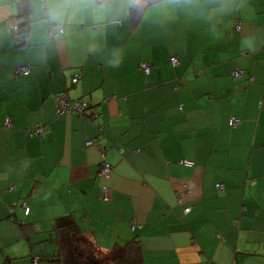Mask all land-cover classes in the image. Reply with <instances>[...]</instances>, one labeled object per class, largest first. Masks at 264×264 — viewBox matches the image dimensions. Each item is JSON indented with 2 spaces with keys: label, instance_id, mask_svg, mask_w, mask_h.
Returning a JSON list of instances; mask_svg holds the SVG:
<instances>
[{
  "label": "crops",
  "instance_id": "0c3cea01",
  "mask_svg": "<svg viewBox=\"0 0 264 264\" xmlns=\"http://www.w3.org/2000/svg\"><path fill=\"white\" fill-rule=\"evenodd\" d=\"M21 1L0 0V264H63L65 218L98 256L136 242L131 264H264V0L140 17L134 0L59 25ZM27 20L21 43L9 26ZM60 95L89 108L58 116Z\"/></svg>",
  "mask_w": 264,
  "mask_h": 264
},
{
  "label": "trees",
  "instance_id": "16d2710c",
  "mask_svg": "<svg viewBox=\"0 0 264 264\" xmlns=\"http://www.w3.org/2000/svg\"><path fill=\"white\" fill-rule=\"evenodd\" d=\"M157 0H135L133 6L130 9L131 15H136V17H140L144 9L151 5L153 2ZM20 8L22 10V14L27 15L30 11V5L28 0H22L20 3ZM28 20L25 22H22L21 24H17L19 28V33L22 37L21 43H24V39L27 35V27ZM57 28L61 29V26H57ZM28 206V205H27ZM29 208V206H28ZM23 212L25 215H28V213H25V210L23 208ZM57 225L60 226V229L62 230V236L59 239L61 250L63 251V248H65L66 254L64 253L63 258V264H114L117 262V260L114 262V259L118 256L117 253H121L122 255L120 258V263L122 261H125L128 264H131L136 261L137 258V251L139 249V246L136 242H131L130 245L126 249H122V251H118V249H115L111 253H108L103 256H98L92 245H90L84 236L81 234H78L79 231L76 229V226L74 222L68 218H65L63 220H60L57 222ZM89 244L86 249H83V246H79V244ZM76 244V245H75ZM63 245L65 247H63ZM80 247V248H79ZM55 255H49V258L54 257ZM57 257V256H56ZM9 261H6V264H8ZM60 261L53 260L51 264H60Z\"/></svg>",
  "mask_w": 264,
  "mask_h": 264
},
{
  "label": "built area",
  "instance_id": "2783aa9c",
  "mask_svg": "<svg viewBox=\"0 0 264 264\" xmlns=\"http://www.w3.org/2000/svg\"><path fill=\"white\" fill-rule=\"evenodd\" d=\"M57 29L58 28H56V30L54 32L55 34H57V32H58ZM9 30L13 34L14 38L17 41H21L22 37L19 33V28L17 25H10ZM53 31H54V29H53ZM169 61H170V64L173 66H176L179 62L176 56H171ZM140 67L145 74H147L150 70V65L148 63H140ZM14 73L15 74H28L29 69L25 66H19V67L15 68ZM242 75H243V71L240 69H236L232 72V76L235 78L242 77ZM88 108H89V105L87 103L81 102V103H77V104H71L70 102H68V100L66 99L65 96L60 95L58 98V103H57V115L58 116L70 115V114L82 115V114H84L85 110H87ZM239 123H240V121L234 117H232L229 120V125L231 127H234V126L238 125ZM4 124L6 127L12 126L11 120L8 117H6L4 119ZM46 132H47V130L42 125H32L28 128L29 135H33V136L44 137ZM86 144L90 145L91 142L89 141ZM182 162L188 166L192 165V162L188 161V160H184ZM109 172H110V165L107 163H102L100 174L107 175ZM217 187L219 189H222V190L224 188V186L222 184H217ZM22 207L24 208L25 213H28L29 208H28L26 202L22 203ZM188 210L189 209H186L185 211H188ZM135 224H136L135 221H131L130 228L132 230H133V228H135Z\"/></svg>",
  "mask_w": 264,
  "mask_h": 264
},
{
  "label": "clouds",
  "instance_id": "9594fccd",
  "mask_svg": "<svg viewBox=\"0 0 264 264\" xmlns=\"http://www.w3.org/2000/svg\"><path fill=\"white\" fill-rule=\"evenodd\" d=\"M133 2L134 0H99V2L98 0H40L46 9L41 14L56 25L62 24L84 11H91L93 14H107L114 5L120 4L126 8Z\"/></svg>",
  "mask_w": 264,
  "mask_h": 264
},
{
  "label": "rangeland",
  "instance_id": "374dc122",
  "mask_svg": "<svg viewBox=\"0 0 264 264\" xmlns=\"http://www.w3.org/2000/svg\"><path fill=\"white\" fill-rule=\"evenodd\" d=\"M137 1V0H136ZM49 255H52V252L50 251V252H48V253H45V255L44 256H46L45 258H48V256Z\"/></svg>",
  "mask_w": 264,
  "mask_h": 264
},
{
  "label": "bare ground",
  "instance_id": "6f19581e",
  "mask_svg": "<svg viewBox=\"0 0 264 264\" xmlns=\"http://www.w3.org/2000/svg\"><path fill=\"white\" fill-rule=\"evenodd\" d=\"M52 29H53V28H52ZM55 114H56V113H55ZM104 127H105V126H104ZM97 182H98V181H97ZM97 186H98V185H97ZM224 186H225V185H224ZM218 190H219V189H218ZM92 197H93V196H92ZM110 202H111V201H110ZM110 202H109V203H110ZM106 204H107V203H106ZM105 206H106V205H105ZM106 207H107V206H106ZM108 208H109V206H108ZM109 216H110V215H109Z\"/></svg>",
  "mask_w": 264,
  "mask_h": 264
}]
</instances>
